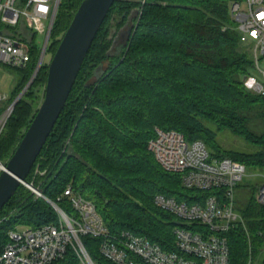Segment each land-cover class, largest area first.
I'll return each instance as SVG.
<instances>
[{"label": "trees", "instance_id": "1", "mask_svg": "<svg viewBox=\"0 0 264 264\" xmlns=\"http://www.w3.org/2000/svg\"><path fill=\"white\" fill-rule=\"evenodd\" d=\"M231 1L116 0L26 182L55 202L71 185L95 205L111 234L130 231L174 251V230L182 223L155 205L156 195L193 204L214 192L188 189L181 174L161 168L148 149L156 127L177 131L188 142L202 140L212 158L264 173V95L248 89L253 59L235 29ZM82 2L62 0L46 55L55 54ZM22 25L10 34L16 37ZM119 39L124 42L116 47ZM23 40L30 43L31 59L16 69L21 81L10 104L30 82L41 54L35 33L26 32ZM47 77L44 61L8 119L0 136L5 164L39 109ZM225 132L247 148L224 147L219 135ZM57 202L73 214L67 198ZM240 210L250 235L241 226L228 233L231 264H247L249 247L255 259L264 245V207L253 196ZM57 221L46 200L20 185L0 211V233ZM81 239L96 264H114L101 256V239ZM52 264L80 261L69 248Z\"/></svg>", "mask_w": 264, "mask_h": 264}, {"label": "built area", "instance_id": "2", "mask_svg": "<svg viewBox=\"0 0 264 264\" xmlns=\"http://www.w3.org/2000/svg\"><path fill=\"white\" fill-rule=\"evenodd\" d=\"M61 2L27 0L20 6L19 0H0L1 65L13 69L27 67L31 59V46L29 41L23 39L29 31L37 37L43 35V41L38 42L42 52ZM230 14L236 23L235 29L241 43L252 56L254 73L262 78L258 80L253 75L248 81V89L254 94L264 95V0H232ZM43 22L47 23L46 30L42 28ZM19 24H23V28L17 31L15 37L9 30ZM8 99L0 94V108ZM13 110L11 103L0 112V136ZM148 149L164 171L181 174L186 188L214 192L193 204L156 195L155 205L182 223L174 230V251L163 250L148 238L130 231L111 234L95 205L76 193L71 185L57 199L69 200L73 209L71 216L57 201L48 199L34 187L31 191L51 205L58 221L38 228L0 233V264H52L62 259L69 248L76 253L80 264H96L84 246L81 239L84 236L101 239V256L114 264H231L228 233L241 226L248 238L250 235L235 205V190L248 176L246 166L229 158H212L202 140L188 142L183 134L174 130L164 131L159 127L155 128V136L149 141ZM4 165L0 160V172ZM260 176L264 179L263 174ZM257 201L264 207V182L258 190ZM259 235L262 236V233ZM249 250L247 264H254L256 260L251 246Z\"/></svg>", "mask_w": 264, "mask_h": 264}, {"label": "water", "instance_id": "3", "mask_svg": "<svg viewBox=\"0 0 264 264\" xmlns=\"http://www.w3.org/2000/svg\"><path fill=\"white\" fill-rule=\"evenodd\" d=\"M115 2L116 0H83L74 15L48 63L43 102L13 156L0 172V211L13 198L20 185L30 190L35 189L26 182V178L65 109L90 48ZM50 34L51 32L45 40L37 69L27 88L42 65ZM25 91L12 102L14 108Z\"/></svg>", "mask_w": 264, "mask_h": 264}, {"label": "rangeland", "instance_id": "4", "mask_svg": "<svg viewBox=\"0 0 264 264\" xmlns=\"http://www.w3.org/2000/svg\"><path fill=\"white\" fill-rule=\"evenodd\" d=\"M46 22H43L42 28L46 30ZM44 37L43 35H38L37 42L43 41ZM123 39H119L116 41L115 45L116 47H121L123 44ZM52 55L48 54L46 56V62L49 63L51 61ZM264 69V67H263ZM98 72H101V69H98ZM255 79L262 80L261 76L257 74H253ZM21 81V74L18 70L13 69L11 67L3 66L0 64V94L7 97H12L13 92L15 90V87L17 84ZM45 90V89H44ZM44 90L42 93V96L44 94ZM43 102V99H42ZM41 102V104H42ZM40 104V106H41ZM10 105V101H5L0 108V112H2L7 106ZM39 106V108H40ZM219 141L220 143L227 148L235 147L245 150L247 148V144H245L242 140L238 138L231 137L230 134H220L219 135ZM257 174V176L255 175ZM264 175L262 172H254L248 170V176L243 180V182L240 184V186L244 187H237L235 190V205H236V211L241 214V208H244L247 203L249 202V198L255 197L257 199L258 196V190L262 183L264 182V179L260 175ZM248 230V229H247ZM249 232V230H248ZM264 259V245L262 251L256 256L255 263L254 264H262V261Z\"/></svg>", "mask_w": 264, "mask_h": 264}]
</instances>
